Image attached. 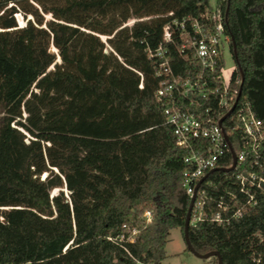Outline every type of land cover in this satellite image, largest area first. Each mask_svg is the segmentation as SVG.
Returning <instances> with one entry per match:
<instances>
[{"label":"trees","instance_id":"1","mask_svg":"<svg viewBox=\"0 0 264 264\" xmlns=\"http://www.w3.org/2000/svg\"><path fill=\"white\" fill-rule=\"evenodd\" d=\"M215 1L236 59L230 88L242 77L238 104L247 102L264 129V0ZM209 4L0 0V264H160L168 231L182 234L189 199L183 150L154 96L155 61L144 48L157 46L163 23L188 26ZM38 5H46L48 19ZM166 47L173 74L184 75L188 64ZM257 154L256 165L247 157L211 171L199 186L206 217L190 223L191 216L187 231L196 252L217 251L222 264H264V241L256 238L264 236L262 198L231 216L238 196L219 212L222 221L209 219L223 191H236L235 173H258L264 136ZM229 162L226 153L219 164ZM48 168L54 172L39 180Z\"/></svg>","mask_w":264,"mask_h":264},{"label":"built area","instance_id":"2","mask_svg":"<svg viewBox=\"0 0 264 264\" xmlns=\"http://www.w3.org/2000/svg\"><path fill=\"white\" fill-rule=\"evenodd\" d=\"M188 21V26L184 20L171 19L163 23L159 29L157 46L145 47L144 52L147 58L155 61L153 76L157 79V86L154 96L162 108L166 123L171 127L175 146L183 150L181 186L188 199L193 196L189 217L190 220L192 216L190 223H193L206 217L202 213L204 194L198 190L205 179L194 191L195 184L210 170L228 167L231 163L230 157L227 166L219 164L226 153L230 156L222 132L234 152V168L244 163L247 157L253 165L258 163L257 148L263 141L264 129L249 104H238V101L229 115L218 124L237 93V90L230 88L231 75L235 71L233 59L231 68L228 71L224 68V52H230V37L224 31V14L219 4L216 1L210 3L198 19ZM166 44H170L178 57L188 64L184 75L173 74L165 55ZM138 86H141V80ZM187 106H191L192 110ZM228 135L233 137L234 145ZM263 167L264 163L260 164L258 173H235L233 184L236 185V191H223V196H219L215 203L218 211L209 219L222 221L219 212L226 211L228 204L236 202L238 196L239 207L230 213L231 216L239 215L244 206H255L259 197L264 200ZM223 197H227V201H223ZM150 216L149 210L143 211L142 217L146 222ZM122 227L126 228L125 225ZM135 233V229L131 228L127 240L133 241Z\"/></svg>","mask_w":264,"mask_h":264},{"label":"rangeland","instance_id":"3","mask_svg":"<svg viewBox=\"0 0 264 264\" xmlns=\"http://www.w3.org/2000/svg\"><path fill=\"white\" fill-rule=\"evenodd\" d=\"M215 0H209L210 3H213ZM39 7L37 8V11L39 13H42L44 15V19H48L49 16H45L48 12L45 10L47 9L46 5H44L43 9L40 5H38ZM43 6V5H42ZM15 17V15H14ZM139 19H145V18H139ZM135 18H130L128 19L123 25L126 26H130L132 24L133 21H135ZM108 36L104 35L103 37L99 36V39L104 41L105 38H107ZM106 48H109L106 44H105ZM49 49L52 50V52H55V48L53 46H50ZM230 52H224V68L225 71H228L231 66H232V57L229 56ZM231 55V54H230ZM32 90L36 91L35 88L32 87ZM3 105L0 103V126L2 123V118H3ZM22 119L25 116V113L22 112ZM27 137H29L28 135H26ZM50 171L54 172V169L52 170V168H48L47 170H45V172H42L39 175V180H44V178L42 177L43 174H45V176L47 174L50 173ZM44 176V177H45ZM57 192V188H53L50 193H56ZM67 191L63 188V195H66ZM256 238L259 241H264V236L262 235H256ZM165 245H164V257L163 259L160 261V264H216V262L214 261V259L212 257L210 258H206V259H200L196 256H194L191 252H189L186 248H185V244L183 242L182 239V234L180 232V230L178 228H174V229H170L168 231V233L165 236ZM138 264V263H137Z\"/></svg>","mask_w":264,"mask_h":264},{"label":"water","instance_id":"4","mask_svg":"<svg viewBox=\"0 0 264 264\" xmlns=\"http://www.w3.org/2000/svg\"><path fill=\"white\" fill-rule=\"evenodd\" d=\"M15 19H16V22L18 25L22 24L18 21V16L15 15ZM225 19V17H224ZM49 52H52L51 49H48ZM105 52V51H104ZM232 58H233V62L234 64H236V59H235V55H234V51L232 53ZM241 83H242V77L240 79V83H239V86H238V89H237V93H236V96L234 98V101L231 105V107L221 116V118L218 120V124L221 123V121L229 115V113L232 111V109L234 108L236 102L238 101V98H239V95H240V90H241ZM223 133V137L227 143V146H228V149H229V153H230V157H231V163L228 167H223V168H214L212 170H210L208 173H210L211 171H214V170H217V169H220L222 171H228L230 170L231 168H233L234 164H235V156H234V152L231 148V145L225 135L224 132ZM26 141V140H25ZM27 142V141H26ZM204 174L198 181L197 183L195 184V188H194V191L195 189L199 186V184L205 179V177L207 176V174ZM45 174H43V178H44ZM192 202H193V196L189 199L188 201V206H187V209H186V212H185V216H184V220H183V225H182V239H183V242L185 244V248L191 252L194 256L200 258V259H206V258H210V257H215L216 258V264H222V260H221V257L219 255V253L217 251H207V252H204V253H198L196 252L192 246L190 245L189 243V240H188V234H187V231H188V226H189V217H190V209H191V205H192Z\"/></svg>","mask_w":264,"mask_h":264}]
</instances>
